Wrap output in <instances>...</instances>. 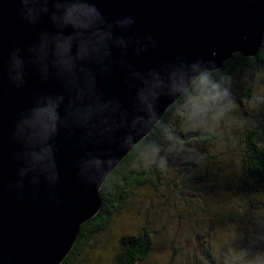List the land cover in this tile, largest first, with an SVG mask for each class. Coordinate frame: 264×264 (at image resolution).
Here are the masks:
<instances>
[{
	"label": "water",
	"instance_id": "obj_1",
	"mask_svg": "<svg viewBox=\"0 0 264 264\" xmlns=\"http://www.w3.org/2000/svg\"><path fill=\"white\" fill-rule=\"evenodd\" d=\"M263 39L264 0H0V264H62L167 110Z\"/></svg>",
	"mask_w": 264,
	"mask_h": 264
},
{
	"label": "trees",
	"instance_id": "obj_2",
	"mask_svg": "<svg viewBox=\"0 0 264 264\" xmlns=\"http://www.w3.org/2000/svg\"><path fill=\"white\" fill-rule=\"evenodd\" d=\"M244 72L251 74V81L244 80ZM256 75L264 76V39L256 57L235 54L222 69L204 72L107 178L99 193L100 212L81 227L62 264H80L86 252L98 251L93 241L117 223L116 217L125 216L121 213L130 212L132 201L145 187L160 189L166 181L165 167L170 161L190 156L187 150L191 147L206 151L213 146L217 151L205 160L198 153L196 156L202 160L198 162L200 169L207 173L213 169L215 175L222 176L223 200L228 194L232 201L240 195L264 199V94L260 91L263 83L254 82ZM205 178L210 185L207 176L197 178L201 179L199 184L205 185ZM149 219L138 228L123 231L107 254L109 264L150 262L157 236ZM221 238L212 240L221 242ZM211 242L206 246L202 243L207 264H248L242 259L246 256H233ZM255 264L264 262L257 260Z\"/></svg>",
	"mask_w": 264,
	"mask_h": 264
},
{
	"label": "rangeland",
	"instance_id": "obj_3",
	"mask_svg": "<svg viewBox=\"0 0 264 264\" xmlns=\"http://www.w3.org/2000/svg\"><path fill=\"white\" fill-rule=\"evenodd\" d=\"M259 76L256 75L254 82L263 83L260 91L264 94V76ZM243 78L251 81L252 76L244 72ZM187 151L190 156L180 162L170 161L165 167L166 181L160 189L145 187L139 192L130 205V212L115 218L117 223L93 241L98 251L86 252L80 264H109L107 254L113 251L112 247L123 231L138 228L148 217L157 236L148 264H207L203 249L208 241L222 251H230L233 256H246L242 259H247L248 264H255L257 260L264 262V199H247L240 195L232 201L228 194L226 201L223 200L222 176L215 175L213 169L207 173L198 167L199 160L202 162L217 152L215 148L210 146L206 151H200L198 147H191ZM197 153L202 160L198 159ZM222 165L225 167V162ZM201 176H207L210 185L206 178L205 185L199 184L201 179L197 178ZM219 236L221 242L212 240Z\"/></svg>",
	"mask_w": 264,
	"mask_h": 264
}]
</instances>
